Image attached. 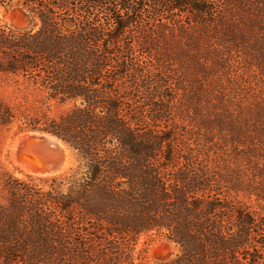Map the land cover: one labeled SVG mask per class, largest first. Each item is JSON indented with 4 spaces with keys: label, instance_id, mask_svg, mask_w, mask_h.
Returning a JSON list of instances; mask_svg holds the SVG:
<instances>
[{
    "label": "trees",
    "instance_id": "1",
    "mask_svg": "<svg viewBox=\"0 0 264 264\" xmlns=\"http://www.w3.org/2000/svg\"><path fill=\"white\" fill-rule=\"evenodd\" d=\"M16 4L38 29L0 16V73L46 111L21 120L0 102V125L59 137L79 166L5 175L1 264H138L145 236L181 248L156 264H264V216L237 200L264 203V0H0V13ZM52 102L71 107L52 117Z\"/></svg>",
    "mask_w": 264,
    "mask_h": 264
},
{
    "label": "rangeland",
    "instance_id": "2",
    "mask_svg": "<svg viewBox=\"0 0 264 264\" xmlns=\"http://www.w3.org/2000/svg\"><path fill=\"white\" fill-rule=\"evenodd\" d=\"M20 15H26L27 21L24 24H19L17 19ZM245 15V13H237L235 15V19H238L240 16ZM1 21L4 25L9 26L16 30H27V29H38V20L33 19L28 14V11L23 5L16 4L13 7H10L7 10H3L0 13ZM245 20L242 22L244 23ZM243 23L241 25H243ZM211 33V31L209 32ZM255 40V38H252ZM250 39V41L252 40ZM213 41V40H212ZM231 43L227 44V42L221 43L219 46L223 51H227V48ZM248 44H243V46ZM246 51V49H244ZM250 59L254 56V52L250 50ZM243 59L246 58V55L242 54ZM241 58V61L245 62ZM256 60L251 62L252 67L249 70H245L247 75L253 76L257 73H261V65L257 64ZM244 71L245 64L241 67ZM259 78H264L260 76ZM45 100V94L42 93L38 88H36L31 82H27L23 78L16 79L14 76L5 75L0 73V102H3L5 105L11 107L13 111L16 113L17 118L25 119L28 117L39 116L42 117L46 108L42 101ZM52 112L49 113L50 116L55 117L60 114V112H66L69 110L71 105H65L62 107H58L55 102L51 103ZM21 124V123H20ZM19 125V124H18ZM10 125V126H2L0 125V201L3 200L5 196L4 184L6 179V174L12 175L19 179L28 181L29 177L40 178L36 176H32L20 169L14 161L11 154L12 144L15 139L20 134H24L28 131L33 130H23L20 131L18 126ZM39 131V130H38ZM69 157L71 165L69 169L64 173L60 174L57 178L68 177L73 174L78 166L79 160L76 153L69 146ZM71 154V155H70ZM72 158V159H71ZM62 175V176H61ZM57 176V175H56ZM51 178V177H50ZM55 178V176H53ZM233 195V199H234ZM238 201H241L246 207L251 208L252 211L257 212L260 215L264 216V203H259L255 199L251 200L243 195H240L237 198ZM139 251L141 252V257L137 261L138 264H156L157 262H163L167 260H171L176 258L179 254H181V248L178 244L170 241L166 237H142L139 242ZM1 264V262H0Z\"/></svg>",
    "mask_w": 264,
    "mask_h": 264
},
{
    "label": "bare ground",
    "instance_id": "3",
    "mask_svg": "<svg viewBox=\"0 0 264 264\" xmlns=\"http://www.w3.org/2000/svg\"><path fill=\"white\" fill-rule=\"evenodd\" d=\"M19 137H17L12 144L11 154L14 163L20 167L23 173L36 177H53L56 175L59 176L69 169L72 162L69 157V148L61 140L56 137L46 135L45 137L48 139V144L44 146L45 150H34L29 147L24 149V151H21L23 159H18ZM51 157H55L60 161L59 169H52V165L49 160Z\"/></svg>",
    "mask_w": 264,
    "mask_h": 264
},
{
    "label": "water",
    "instance_id": "4",
    "mask_svg": "<svg viewBox=\"0 0 264 264\" xmlns=\"http://www.w3.org/2000/svg\"><path fill=\"white\" fill-rule=\"evenodd\" d=\"M26 17H27L26 15H20L17 19V22H19V24H24L27 21ZM46 135L56 137L57 139L61 140L65 145L69 147L67 143H65L62 139H60L59 137L53 134L38 130L28 131L24 134L18 135V137L20 136L18 140V148H19L18 159H23L22 157L23 154L21 151H24V149L26 148L31 147L34 150L36 149L41 151L45 150L44 146L48 144V139L45 137ZM49 160L53 170H57L60 168V161L57 160L55 157H51V159Z\"/></svg>",
    "mask_w": 264,
    "mask_h": 264
}]
</instances>
